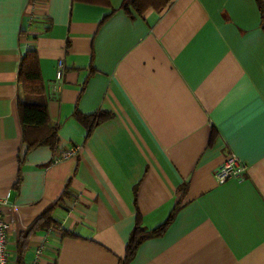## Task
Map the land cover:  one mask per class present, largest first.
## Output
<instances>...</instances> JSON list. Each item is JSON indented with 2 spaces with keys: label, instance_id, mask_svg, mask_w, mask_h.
<instances>
[{
  "label": "crops",
  "instance_id": "crops-1",
  "mask_svg": "<svg viewBox=\"0 0 264 264\" xmlns=\"http://www.w3.org/2000/svg\"><path fill=\"white\" fill-rule=\"evenodd\" d=\"M264 3V0H260ZM73 0H0V199L8 264H264V31L258 0H171L141 16ZM38 58L42 95L17 75ZM58 61L63 77L55 81ZM44 105L56 151L27 150L18 105ZM107 119L90 131L75 114ZM79 148L74 159L56 162ZM234 154L244 181L218 184ZM50 212L54 225L24 234ZM24 242V250L19 254ZM23 247V246H22Z\"/></svg>",
  "mask_w": 264,
  "mask_h": 264
},
{
  "label": "trees",
  "instance_id": "trees-1",
  "mask_svg": "<svg viewBox=\"0 0 264 264\" xmlns=\"http://www.w3.org/2000/svg\"><path fill=\"white\" fill-rule=\"evenodd\" d=\"M82 1L90 4H102L105 5L107 0H73ZM171 0H123L122 9L125 13L129 14V10H132L136 15L141 16L148 9H154L160 11L164 9ZM261 17V27L264 31V3L260 0L257 2ZM18 84L23 93L30 95H42L44 92L43 83L38 66V58L34 51H28L20 60L18 75ZM18 114L23 127L22 139L26 145L27 150H31L37 147H48L53 151H56L58 138L57 127L50 123L47 108L44 105H18ZM76 120L90 129L102 121H105L107 117L101 115L100 117L81 116L75 114ZM184 193L183 188L179 189L176 193L175 206L169 215L168 219L160 225L158 228L146 232L140 226L138 220L135 227L132 230L128 242L125 248L124 258L119 261V264H129L135 257L138 248L142 243L147 240L161 237L169 223L172 221L174 215L180 206V199ZM54 225L50 218V212L44 214L34 225L26 231L23 237L25 241L28 236L34 234L38 230H48ZM24 242L20 246L19 254H22L24 250ZM23 246V247H22Z\"/></svg>",
  "mask_w": 264,
  "mask_h": 264
},
{
  "label": "built area",
  "instance_id": "built-area-1",
  "mask_svg": "<svg viewBox=\"0 0 264 264\" xmlns=\"http://www.w3.org/2000/svg\"><path fill=\"white\" fill-rule=\"evenodd\" d=\"M64 63L63 61H58L56 72H55V81L60 82L63 77ZM79 148L73 146L70 149L61 152L56 162L63 160L74 159L78 154ZM248 167L234 154L230 153L223 164L216 170L214 173L215 179L218 184H223L228 180H234L236 182H242L245 179ZM8 206L7 196L3 199H0V264H8L9 254H8V229L9 226L3 217V209ZM51 229V228H50ZM50 229L48 233H50ZM41 256V251H36V258L33 264H38L39 258Z\"/></svg>",
  "mask_w": 264,
  "mask_h": 264
}]
</instances>
